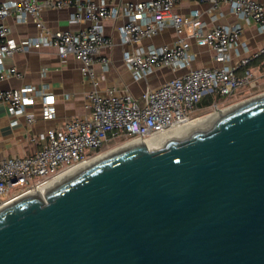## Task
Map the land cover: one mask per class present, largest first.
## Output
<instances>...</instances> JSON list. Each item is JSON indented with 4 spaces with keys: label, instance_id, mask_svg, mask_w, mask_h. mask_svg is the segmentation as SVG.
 <instances>
[{
    "label": "water",
    "instance_id": "water-1",
    "mask_svg": "<svg viewBox=\"0 0 264 264\" xmlns=\"http://www.w3.org/2000/svg\"><path fill=\"white\" fill-rule=\"evenodd\" d=\"M236 105L0 207V264H264V93Z\"/></svg>",
    "mask_w": 264,
    "mask_h": 264
},
{
    "label": "built area",
    "instance_id": "built-area-1",
    "mask_svg": "<svg viewBox=\"0 0 264 264\" xmlns=\"http://www.w3.org/2000/svg\"><path fill=\"white\" fill-rule=\"evenodd\" d=\"M200 1L210 2L214 6L221 2L229 3L238 17L246 21L254 20L264 32V3L259 0ZM179 2L127 0L119 6H112L108 0L0 1V20L11 15H15L19 21L34 16L37 17L36 26L39 30L36 37L16 40L10 36L8 25L0 24L1 77L21 75L16 68H6L5 58L42 46H53L61 58L76 56L82 62V73L94 77L92 66L95 56L114 45L105 33L104 21L119 17L125 18L118 28L121 41L137 46L124 55L135 80L147 79L156 71L166 68H186L182 74L158 86H147L138 98L129 91L117 94L114 89L88 92L86 99L90 113L87 116L67 120L61 130L51 128L41 133L40 137L46 141L34 154L0 158V207L28 192L34 193L74 166L98 156L105 145L117 141H124V144L134 139L146 140L176 125L199 118L194 112L207 96L229 98L243 93V89H250L249 97L243 99L245 101L264 93V45L231 65L232 50L239 44L243 25H219L206 30L199 10H192L187 15L175 11ZM68 5L76 6V11L69 18L71 23L88 21L91 25L79 31L50 30L39 19L44 8H63ZM187 26L191 29L190 36L199 45L214 50L215 59L222 65L191 67V44L184 37H179L173 44L142 45L144 39L169 27L181 34ZM255 60H260L259 64L253 65ZM99 62L104 69L108 68L107 57H99ZM39 101L42 118L53 119L57 111L56 96L53 93H41ZM0 102L8 104L14 113L23 114L27 122L35 120L34 114L28 110L38 102L34 86L0 90ZM211 104L218 105L216 101ZM12 123L16 124L17 120Z\"/></svg>",
    "mask_w": 264,
    "mask_h": 264
},
{
    "label": "crops",
    "instance_id": "crops-1",
    "mask_svg": "<svg viewBox=\"0 0 264 264\" xmlns=\"http://www.w3.org/2000/svg\"><path fill=\"white\" fill-rule=\"evenodd\" d=\"M125 1L127 0H108L109 5L112 6H119ZM259 1L264 3V0ZM195 9L199 10L206 30L219 25L233 26L237 23L243 25L239 44L232 50L231 65L237 64L240 58L251 55L264 45V32L260 30L258 24L254 20L246 21L238 17L229 3L221 2L214 6L210 2L200 0H180L175 6V11L184 15ZM75 11V5L44 8L39 14V19L50 30L79 31L88 28L91 25L88 21L77 23L69 21L71 14ZM36 21L37 17L34 16H27L25 20L19 21L15 15H11L0 20V24L6 23L10 29V36L20 40L38 35ZM124 21V17L108 18L104 21L105 33L113 40L114 45L103 49L99 55L95 56L92 66L94 77L82 73V62L76 56L69 55L61 58L53 46L17 52L4 59L6 68H16L21 75L0 76V90L32 85L36 88L38 102L28 109L35 116L32 123L27 122L23 114L14 113L8 104L0 102V158L34 154L46 141L40 137L41 133L51 128L61 130L67 120L87 116L90 109L87 106L86 96L91 90L97 89L104 92L114 89L117 94L129 91L138 98L147 86H158L166 79L186 71V68L177 70L166 68L156 71L147 79L135 80L124 55L126 51L134 50L137 46L121 41L118 28ZM190 33L191 29L188 26L181 34L173 27H169L151 38L144 39L142 45L147 47L173 44L179 37H184L191 44L190 53L193 55L191 67L222 65L215 59L214 50L208 46L199 45ZM101 56L109 59L107 69H104L99 62ZM259 62L260 60H255L252 64L257 65ZM244 91H247L246 94L251 92L250 89H243ZM41 93H53L56 96V116L51 120H45L41 116L39 101ZM14 120H17L16 124L12 123Z\"/></svg>",
    "mask_w": 264,
    "mask_h": 264
},
{
    "label": "bare ground",
    "instance_id": "bare-ground-1",
    "mask_svg": "<svg viewBox=\"0 0 264 264\" xmlns=\"http://www.w3.org/2000/svg\"><path fill=\"white\" fill-rule=\"evenodd\" d=\"M237 105H238V104H237ZM237 105H236V106H237ZM218 110H219V109H218ZM228 110H230V108H228ZM219 111H221V113H223V110H219ZM215 112H216V111H215ZM215 112L210 113V114H207V115L202 116V117H199V118H195V119H193V120H191V121H188V122H185V123H182V124L176 125V126L170 128V129H168L167 131H164V132H162V133H160V134H158V135H156V136H152L151 138H148V139H146V140H142L141 142L144 141V144L146 145V147L151 151V148L155 147L158 143H160L161 140H162L165 136H167V135H169V134H172V133H185L186 130H187L191 125L196 124V123H200V122H204V121L210 119V118L214 115ZM127 143H128V142H127ZM124 144H126V143H124ZM124 144H123V145H124ZM120 146H122V145H120ZM120 146H119V147H120ZM116 148H118V147H116ZM116 148H114V149H116ZM112 150H113V149H112ZM109 151H111V150H109ZM109 151H107V152H109ZM103 154H104V153H101V154H99L98 156H96V157H94V158H92V159H90V160H87V161L81 162V163L78 164V165H81V164H83V163H85V162L91 161V160H93V159H95V158H97V157H99V156H101V155H103ZM78 165H76V166H74L73 168L69 169L68 171L62 173V174L59 175L57 178H59L60 176L64 175L65 173L71 171L72 169L76 168ZM57 178H55V179H57ZM55 179H54V180H55ZM54 180H53V181H54ZM53 181L50 182L48 185L43 186V187L37 189L33 194H37V195L41 196L42 198H44L46 190H47V189L49 188V186L53 183Z\"/></svg>",
    "mask_w": 264,
    "mask_h": 264
},
{
    "label": "rangeland",
    "instance_id": "rangeland-1",
    "mask_svg": "<svg viewBox=\"0 0 264 264\" xmlns=\"http://www.w3.org/2000/svg\"><path fill=\"white\" fill-rule=\"evenodd\" d=\"M247 91H244L243 93L227 97V96H217L213 95L215 101L217 102V107H215L214 104L207 105V106H200L197 111L194 112V115H198L199 117L205 116L207 114L213 113L216 111V108L219 110H224L226 108H230L232 105L239 104L243 102V99H246L249 97L250 94H246ZM228 98V99H227ZM214 103V101L212 102ZM214 105V106H213ZM124 142V141H123ZM123 142L117 141L114 144L110 143L109 146L105 145L99 153H107L108 150L119 147L120 145H123ZM94 151L91 150L90 152Z\"/></svg>",
    "mask_w": 264,
    "mask_h": 264
},
{
    "label": "trees",
    "instance_id": "trees-1",
    "mask_svg": "<svg viewBox=\"0 0 264 264\" xmlns=\"http://www.w3.org/2000/svg\"><path fill=\"white\" fill-rule=\"evenodd\" d=\"M216 98L214 96H207L205 97L202 102L200 103V106H207L210 105Z\"/></svg>",
    "mask_w": 264,
    "mask_h": 264
}]
</instances>
